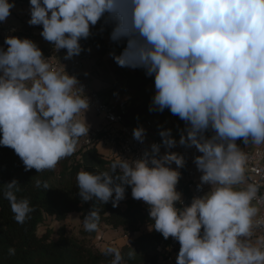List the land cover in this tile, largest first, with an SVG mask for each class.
Wrapping results in <instances>:
<instances>
[{"label": "clouds", "instance_id": "obj_1", "mask_svg": "<svg viewBox=\"0 0 264 264\" xmlns=\"http://www.w3.org/2000/svg\"><path fill=\"white\" fill-rule=\"evenodd\" d=\"M13 7L0 0V22ZM105 14L114 22L110 38L127 40L113 59L154 75L150 110L167 108L187 122L179 143L201 153L194 159L197 187L210 189L185 204L176 189L183 155L161 154L153 143L137 159L118 156L107 170L79 171L81 202L116 207L130 185L132 197L149 208L150 227L179 241L177 264H264V185L247 181L248 154L237 143L264 145V0H30L28 23L42 25V37L70 59ZM5 44L0 145L12 148L26 171L52 170L87 136L88 98L77 78L54 67L32 40L7 36ZM159 134L166 149L176 144L170 129ZM144 136L142 126L133 129L136 140ZM35 187L49 188L40 179ZM19 191L15 179L4 184L14 219L23 223L33 208ZM98 220L99 209L91 208L84 229L95 230ZM104 254L113 257L111 264L123 260L116 248Z\"/></svg>", "mask_w": 264, "mask_h": 264}, {"label": "trees", "instance_id": "obj_2", "mask_svg": "<svg viewBox=\"0 0 264 264\" xmlns=\"http://www.w3.org/2000/svg\"><path fill=\"white\" fill-rule=\"evenodd\" d=\"M12 36L31 39L24 32ZM5 37L0 34V46L4 49L7 48ZM37 46L46 57V48ZM82 138H79L76 151L71 156L62 159L54 169L40 173L35 169L26 171L15 151L0 145V264H111V255H105L104 250L96 249L94 243L86 240L88 237L96 239L98 232L104 228L119 229L127 235L136 233L119 250L123 257L121 264H162L172 237L165 239L150 227L149 208L142 200L132 197L130 185L125 186V197L116 207L111 201L104 205L95 200L81 202L76 186L77 173L81 170H107L110 163L117 159L97 149L103 132L96 135L90 146H83ZM13 179L20 185L17 197L29 198L33 208L23 223L14 219L10 203L3 195L4 184ZM36 179L46 181L49 188L37 189ZM176 189L187 197L181 176ZM91 208L99 209L96 229L85 230L83 234L86 237L82 238L67 235L63 224L67 216L75 212L84 219ZM47 218L60 224L55 229L47 226L38 233V226ZM142 226H149L150 229L144 230ZM9 248L15 249V253L9 254Z\"/></svg>", "mask_w": 264, "mask_h": 264}, {"label": "crops", "instance_id": "obj_3", "mask_svg": "<svg viewBox=\"0 0 264 264\" xmlns=\"http://www.w3.org/2000/svg\"><path fill=\"white\" fill-rule=\"evenodd\" d=\"M10 2L14 3V7L10 9V15L6 20L0 22V34L2 36H12L17 32H24L31 37L30 40L36 45L50 43L41 35L42 25H30L28 23L30 19V0H10ZM113 23L107 25L101 17L96 25H90L93 39L91 44H86L87 59L82 74L93 88L98 90L104 100L114 102L124 98L128 99L130 107L126 121L135 127L142 126L145 129L147 143L152 144L154 141H159L161 143L160 153L163 154L167 149L162 143L160 131L164 129L171 130V136L176 141V144L171 148H176L181 145L179 143L181 134L186 137L187 122L172 114L167 108L163 111L150 110L155 92L154 79L153 77L139 75L137 68L121 67L115 62L112 54L119 55L122 52L126 47V38H124L117 51L112 49L111 54L109 53L111 48L107 47L112 45L110 34L114 27ZM108 57H112L111 60ZM90 112L91 110L88 108L84 113L85 121L89 126L88 131L102 126V123H98L91 117ZM146 122H149L150 125L147 126ZM211 134V129L205 132L206 136ZM237 143L243 150L254 145H244L242 140H238ZM97 149L103 151L104 154L111 152L109 145L103 141H99ZM199 155H201L200 152ZM198 174L201 175L199 170ZM205 186L207 192L210 185L205 184Z\"/></svg>", "mask_w": 264, "mask_h": 264}, {"label": "built area", "instance_id": "obj_4", "mask_svg": "<svg viewBox=\"0 0 264 264\" xmlns=\"http://www.w3.org/2000/svg\"><path fill=\"white\" fill-rule=\"evenodd\" d=\"M82 51L79 55H75L70 59H65L66 49L56 50L53 44L47 43L42 45L47 50V56L53 63L54 67L64 68L69 75H74L79 85L83 88L84 95L88 98L89 107L97 116H101L103 123L100 128L88 131L87 136H83L81 144L83 146H90L94 142V138L99 132H103V138L100 141L109 145L111 152L110 156H118L130 160L139 158L145 150L150 151L153 143H161L154 141L152 144L147 143L145 136L143 142L136 140L133 137L134 125L126 121L130 103L128 99H120L114 102H108L102 98L98 90L94 89L91 83L83 76L82 70L87 59V52L84 47V42L80 39ZM127 40H125V45ZM147 126L150 125L146 122ZM166 151L176 152L183 155L185 164L179 168L180 176L188 193L187 197L181 193V199L185 204L190 203L194 196L203 195L206 192V186L203 184L197 187L200 182V174L194 163L196 156H199L198 150L193 146L179 145L176 148H169ZM244 151L248 154L246 164V179L248 182H258L264 185V145H253L251 148H246ZM164 153V152H163ZM173 168L177 166L173 162ZM261 195H264V187H261ZM179 206V205H178ZM264 212V209H262ZM179 241L172 237L171 244L167 247L162 260V264H177V255L179 251Z\"/></svg>", "mask_w": 264, "mask_h": 264}, {"label": "rangeland", "instance_id": "obj_5", "mask_svg": "<svg viewBox=\"0 0 264 264\" xmlns=\"http://www.w3.org/2000/svg\"><path fill=\"white\" fill-rule=\"evenodd\" d=\"M105 15L106 16H102L103 21H105L107 25H108V23L112 24L113 21L107 17V14H105ZM92 39H93V36H92L91 32L87 38H82V41L85 43L84 44L85 49H86V44H91ZM123 40H124V38H122L119 41H113L111 39L112 45L107 47L109 49L111 48L109 53L111 54L112 49L117 51V49L123 43ZM41 42H43V40H41ZM0 48H3V47L0 46ZM108 58L111 60L112 57H108ZM137 70H138L139 75L153 77V79H154L153 75L150 76V75L146 74V71L144 68L137 67ZM89 109L91 110V112H90L91 117L94 120H96L98 123H103L102 117L97 116L91 108H89ZM83 220L84 219H81L77 213H75V212L70 213L67 216V218L65 219V221L63 222V224L65 226L66 234L69 236H75L78 238L86 237L85 234H83L85 231L84 226H83ZM59 224H60L59 222H56L54 220L47 218L44 223H41L38 226L37 232L41 233L45 229V227H47V226L51 227L52 229H55ZM142 229L148 230V229H150V227L149 226H142ZM98 233H99V235L97 236L96 239H94L92 237H88V238H86V240L89 243H94V247L98 250H101V251H103L109 247L116 248V249L120 250V248L124 244H126L133 236L136 235V233L127 235V234H124L119 229L113 230V229H109V228L101 229ZM53 237H55V236L53 235ZM93 239H94V241H93Z\"/></svg>", "mask_w": 264, "mask_h": 264}]
</instances>
